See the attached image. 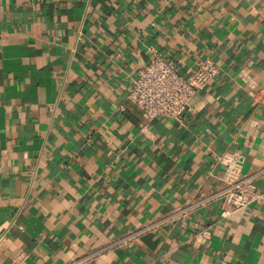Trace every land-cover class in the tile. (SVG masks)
Masks as SVG:
<instances>
[{"label":"crops","instance_id":"1","mask_svg":"<svg viewBox=\"0 0 264 264\" xmlns=\"http://www.w3.org/2000/svg\"><path fill=\"white\" fill-rule=\"evenodd\" d=\"M150 46L219 68L184 124L128 99ZM237 152L264 192V0H0V264H264V200L171 218Z\"/></svg>","mask_w":264,"mask_h":264},{"label":"built area","instance_id":"2","mask_svg":"<svg viewBox=\"0 0 264 264\" xmlns=\"http://www.w3.org/2000/svg\"><path fill=\"white\" fill-rule=\"evenodd\" d=\"M152 58L147 66L139 70L128 94V99L141 112L142 117L151 123L159 117L184 124L192 114V100L196 94L204 90L219 72L217 64L211 58L197 63L189 75H181L176 67L165 61L153 47H149ZM245 157L241 153L224 156V166L220 185L213 192L184 204L173 212V220H183L198 209L209 208L221 201L223 209L221 220H226L236 212L245 209L259 200H264V192L256 190L255 176L243 173ZM162 220L143 223L125 233L116 242L126 245L138 238L160 230ZM212 226L196 230L192 238L197 241L207 240ZM84 259L73 260L71 264H83Z\"/></svg>","mask_w":264,"mask_h":264}]
</instances>
